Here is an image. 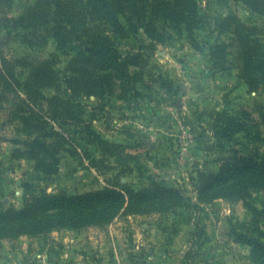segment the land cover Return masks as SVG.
Listing matches in <instances>:
<instances>
[{"label": "rangeland", "instance_id": "rangeland-1", "mask_svg": "<svg viewBox=\"0 0 264 264\" xmlns=\"http://www.w3.org/2000/svg\"><path fill=\"white\" fill-rule=\"evenodd\" d=\"M34 2L13 0L0 7L1 50L13 63L26 58L35 65L57 52L51 35L34 46L17 36L20 30H15L14 19ZM196 2L199 27L194 39L171 24L159 40L144 30L135 37L111 33L122 55L132 56L131 68L144 75L143 81L118 83L116 92L102 102L94 95L75 98L86 107V122L116 143L109 157L93 143L85 124L65 126L62 131L70 136L74 146H68L76 154L63 151L59 173L42 174L34 160L14 150L25 137L21 123L10 120L19 95L0 88L1 209H22L35 194L127 186H172L185 197L183 203L168 211L122 209L82 228L65 226L3 238L0 264H264V256L244 241L264 243V188L251 189L249 201L258 211L230 190L220 191L216 198L207 194L201 198L198 193L202 175L218 173L250 148L258 147L256 154H264L260 114L264 91L253 89L242 76V61L235 58L236 35L226 24L234 15L249 24L259 22L258 36L264 44V15L246 0ZM39 34L44 35L41 30ZM217 46L223 51L213 52ZM55 60L64 89L69 60L63 56ZM13 65L24 84L29 67ZM19 93L23 96L22 88ZM223 111L247 119L253 130L259 128L263 140L254 142L252 135L239 133L235 141L223 145L216 123Z\"/></svg>", "mask_w": 264, "mask_h": 264}, {"label": "trees", "instance_id": "trees-1", "mask_svg": "<svg viewBox=\"0 0 264 264\" xmlns=\"http://www.w3.org/2000/svg\"><path fill=\"white\" fill-rule=\"evenodd\" d=\"M12 1L0 0V7L9 6ZM246 1L264 15V0ZM196 3V0H35L14 19L15 30H20L17 36L23 43L34 46L39 40L47 41L51 35L57 52L51 53V60L35 65L26 58H23L24 63H20L21 58L13 63L4 56L0 45V88L5 93L19 95L10 120H18L25 133L14 150L34 160L42 174L56 175L60 171L62 152L76 154V149L69 148L68 145L74 144L70 143V136L63 133V128L85 124L93 143L109 157L116 143L102 137L86 122V107L75 98L82 94L94 95L102 102L116 92L120 87L118 83L122 86L126 82L143 81L144 75L131 68L135 65L130 60L132 56L128 59L122 55L111 33L135 37L144 30L151 38L159 40L163 30L171 24L194 39L199 27L194 12ZM226 24L232 27L231 32L237 38L235 58L242 61V76L253 89L264 91V44L257 26L261 24H249L238 15L232 16ZM217 49L223 51L224 48L214 47L213 52ZM62 56L69 60L64 89L63 79L54 68L55 59ZM16 63L29 67L30 75L24 84L16 73L13 65ZM21 88L23 96L19 93ZM50 88L56 92H50ZM260 114L264 122V109ZM216 123L217 137L223 145L235 141L239 133L252 135L254 142L263 140L259 128L253 130L254 126L242 116L223 111ZM258 151V147L250 148L242 159L227 161L218 173L202 175L199 196L207 194L216 198L220 191L230 190L253 211H258L249 201L252 188H264V154H256ZM183 200L185 197L177 188L167 185L107 188L78 194H35L22 209L0 208V239L38 235L65 226L82 228L111 218L122 209L125 213L168 211ZM244 241L264 256L263 242L254 238Z\"/></svg>", "mask_w": 264, "mask_h": 264}]
</instances>
